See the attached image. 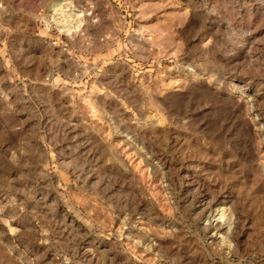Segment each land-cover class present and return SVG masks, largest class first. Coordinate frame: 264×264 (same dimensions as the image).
Instances as JSON below:
<instances>
[{"label": "rangeland", "instance_id": "obj_1", "mask_svg": "<svg viewBox=\"0 0 264 264\" xmlns=\"http://www.w3.org/2000/svg\"><path fill=\"white\" fill-rule=\"evenodd\" d=\"M0 264H264V0H0Z\"/></svg>", "mask_w": 264, "mask_h": 264}]
</instances>
